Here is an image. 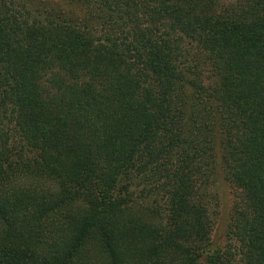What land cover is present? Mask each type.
<instances>
[{
    "label": "trees",
    "instance_id": "16d2710c",
    "mask_svg": "<svg viewBox=\"0 0 264 264\" xmlns=\"http://www.w3.org/2000/svg\"><path fill=\"white\" fill-rule=\"evenodd\" d=\"M0 264H264V0H0Z\"/></svg>",
    "mask_w": 264,
    "mask_h": 264
},
{
    "label": "rangeland",
    "instance_id": "374dc122",
    "mask_svg": "<svg viewBox=\"0 0 264 264\" xmlns=\"http://www.w3.org/2000/svg\"><path fill=\"white\" fill-rule=\"evenodd\" d=\"M214 181L211 188L217 195V214L212 237L215 242L223 246L228 239L229 218L234 201L236 200V192L224 178L222 169L220 168L216 171Z\"/></svg>",
    "mask_w": 264,
    "mask_h": 264
}]
</instances>
